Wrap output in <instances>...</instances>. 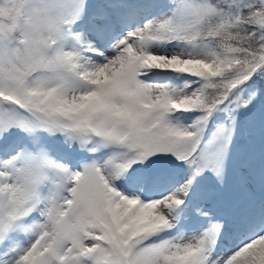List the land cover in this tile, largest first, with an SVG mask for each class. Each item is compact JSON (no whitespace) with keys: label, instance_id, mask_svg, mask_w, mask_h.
<instances>
[{"label":"snow or ice","instance_id":"6c2138e0","mask_svg":"<svg viewBox=\"0 0 264 264\" xmlns=\"http://www.w3.org/2000/svg\"><path fill=\"white\" fill-rule=\"evenodd\" d=\"M0 264H264V0H0Z\"/></svg>","mask_w":264,"mask_h":264}]
</instances>
